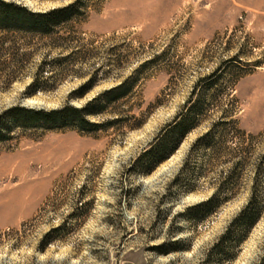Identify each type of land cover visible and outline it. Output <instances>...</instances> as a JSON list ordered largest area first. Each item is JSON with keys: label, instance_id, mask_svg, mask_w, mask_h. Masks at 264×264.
<instances>
[{"label": "rangeland", "instance_id": "obj_1", "mask_svg": "<svg viewBox=\"0 0 264 264\" xmlns=\"http://www.w3.org/2000/svg\"><path fill=\"white\" fill-rule=\"evenodd\" d=\"M8 1L47 12L76 0ZM86 3L87 16L75 25V35L103 61L112 51L122 55L124 64L111 74L120 79L102 82L80 99L71 94L87 78L26 97L46 53L41 49L12 85L0 71V115L17 105L83 107L151 61L139 74L138 95L130 104L143 101L146 123L132 131L109 129L96 138L49 133L0 147V264H264V214L235 247L232 261L213 256L214 246L249 201L250 178L238 182L237 196L212 214L193 221L182 216L221 186L222 174L238 162L240 139L229 144L235 150L231 162L230 157L211 158L203 170L202 152L193 155L189 181L195 190L174 183L195 142L224 114L236 122L231 128L237 137L241 131L255 137L250 145L254 158L264 155V0ZM215 74L219 81L206 92L203 82ZM194 89L195 100L207 98L202 124L152 174L132 172L135 160L183 111ZM51 231H56L53 241L46 244Z\"/></svg>", "mask_w": 264, "mask_h": 264}, {"label": "trees", "instance_id": "obj_2", "mask_svg": "<svg viewBox=\"0 0 264 264\" xmlns=\"http://www.w3.org/2000/svg\"><path fill=\"white\" fill-rule=\"evenodd\" d=\"M86 2L76 0L61 8L36 12L17 2L0 0V71L5 72L7 86L19 80L18 74L27 69L36 51L41 49L46 50V53L32 76V83L26 89V97L54 91L70 79L87 78V82L71 94V99H80L102 82L120 79L111 77V74L124 64L122 55L112 51L111 57L103 61L97 57L92 45L88 47L81 44L80 38L75 35V25L82 23L87 16ZM150 64L151 61L143 64L135 75L102 92L83 107L66 104L59 109L46 110L17 105L6 110L0 115V147L23 137L38 140L49 133L77 132L81 136L96 138L101 132L113 128L129 127L131 131L140 129L146 123V116L141 111L143 101L139 98L137 105L130 104L138 95L139 74ZM218 81L217 74L205 79V91L212 89ZM196 94L194 89L183 111L159 132L135 160L132 172L143 176L152 174L172 157L187 135L202 124L207 98L202 95L195 100ZM127 105L130 107L124 109ZM105 116L109 118L101 121ZM230 118L226 114L222 115L195 142L182 172L174 182L188 192L195 190L190 186L189 177L191 171L195 172L191 160L198 151L202 152L206 162L203 170L211 158H232L228 162L233 161L234 157L239 158L228 173L222 174L221 186L214 195L188 208L182 215L186 221L203 219L223 203L231 202L237 196L235 187L238 182H247L250 178L252 186L248 203L213 248L214 257H224L228 261L233 260L235 247L247 238L264 214V155L254 158L250 145L255 137L245 131H241V137H237L235 128H231L236 122ZM237 139H240L241 147L234 156L235 150L229 144H235ZM246 172H252V175H246ZM201 214L205 216L201 218ZM56 231L45 236L46 244L53 241L50 237Z\"/></svg>", "mask_w": 264, "mask_h": 264}]
</instances>
